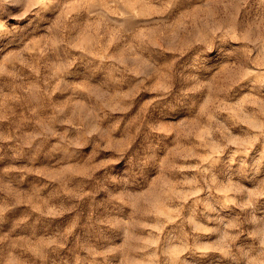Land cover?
I'll use <instances>...</instances> for the list:
<instances>
[{"label":"rangeland","instance_id":"rangeland-1","mask_svg":"<svg viewBox=\"0 0 264 264\" xmlns=\"http://www.w3.org/2000/svg\"><path fill=\"white\" fill-rule=\"evenodd\" d=\"M0 264H264V0H0Z\"/></svg>","mask_w":264,"mask_h":264}]
</instances>
